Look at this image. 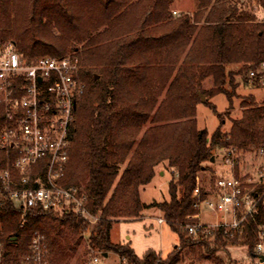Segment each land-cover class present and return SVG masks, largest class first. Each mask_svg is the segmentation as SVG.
<instances>
[{"label":"trees","instance_id":"trees-1","mask_svg":"<svg viewBox=\"0 0 264 264\" xmlns=\"http://www.w3.org/2000/svg\"><path fill=\"white\" fill-rule=\"evenodd\" d=\"M176 1L0 0V43L13 42L28 60H79L85 90L75 109L64 183L86 193V208L98 217L92 223L74 211L36 208L22 219L11 201L0 200L8 261L31 253L39 234L48 264H69L89 235L91 248L102 256L113 252L124 264H154L162 257L158 251L138 256L131 241L120 244L111 238L114 223L142 219L154 207L180 239L162 264H178L188 255L231 264L216 253L240 240L259 260L264 210L241 237L222 228L195 237L187 226L199 223L194 192L214 152L264 142V108L253 98L243 103L246 110L228 131L221 125L210 135L197 120L201 103L216 113L210 99L220 93L231 99L235 92L225 85L235 88L237 75L243 82L247 71L263 62L264 22L247 11L238 13L228 0L211 7L212 0H202L194 15L176 16ZM208 79L211 89L205 87ZM4 118L0 104V134ZM161 164L171 169L170 201L147 204L140 189L153 181ZM262 234L264 242V229Z\"/></svg>","mask_w":264,"mask_h":264},{"label":"built area","instance_id":"built-area-1","mask_svg":"<svg viewBox=\"0 0 264 264\" xmlns=\"http://www.w3.org/2000/svg\"><path fill=\"white\" fill-rule=\"evenodd\" d=\"M258 22H264V2L254 1ZM77 57H39L28 60L11 41L0 43V104L5 118L0 134V200L11 201L22 212L31 209L71 211L90 222L98 217L86 208L88 196L64 183L70 163L71 134L77 102L85 84L79 80ZM243 83L261 94L264 108V60L250 68ZM264 129V117L262 120ZM233 145L222 149L214 183L195 188L194 206L218 217L216 223L188 225L190 235H213L220 228L241 237L251 219L264 210V142L247 151ZM198 179V183H199ZM159 223H164L160 218ZM262 229L256 253L264 254ZM31 253L8 261L0 222V264H48L44 236L32 241ZM160 257L154 264H162ZM99 262V257H94Z\"/></svg>","mask_w":264,"mask_h":264},{"label":"rangeland","instance_id":"rangeland-1","mask_svg":"<svg viewBox=\"0 0 264 264\" xmlns=\"http://www.w3.org/2000/svg\"><path fill=\"white\" fill-rule=\"evenodd\" d=\"M202 0H195V4L201 3ZM227 2V0H225ZM233 1L238 13L249 12L254 13V1L255 0H228ZM222 2L218 0H212L210 7L217 3ZM237 3V4H236ZM186 4V0H178L174 5ZM177 13L179 9L175 7ZM209 10V8H208ZM257 21V17L255 18ZM242 78L237 75L235 88L231 86L228 82L225 85V90L232 93L235 92L231 99L224 94H217L215 97L210 99V102L217 109L216 113L210 108L202 103L198 107V126L199 129L207 128L210 135L213 134L219 126L222 125L224 131H228L232 127L233 119L241 117L246 107L243 106L245 101L253 98L255 100L256 106H261V94L257 90L247 87L243 82ZM205 87L211 89L213 87L212 79H208L205 82ZM206 100V97L204 101ZM255 148L254 145H250L248 149L245 150V156L248 158L250 149ZM215 158L213 161L206 162L207 169L199 175L200 186L211 187L214 183L215 176L220 169V165L223 164L222 148L217 149L214 155L211 157ZM250 158H248L247 161ZM125 165L122 166L124 168ZM162 172V173H160ZM155 178L153 181L140 189L142 201L147 204H152L154 202H169L171 195L169 191V182L172 178L171 169L167 164H161L155 168ZM142 192H144L142 194ZM159 218L164 219L162 211L158 207L148 209L144 212L142 219L138 220H120L113 225L111 238L112 241L116 243H128L132 242L133 248L136 254L142 255L147 250H156L160 253L164 259H167V254L171 253L175 247L179 244L178 234L171 229L169 223H159ZM218 217L206 209H203L199 218V221L216 223ZM94 223V222H93ZM88 236L81 241L77 252L71 259L69 264H124L120 257H118L113 252L108 253L107 257L101 255L100 252L91 248ZM94 257H99V262H94ZM216 258L222 257L226 262L231 264H262L259 260L254 259L251 254H249L248 247L243 245L240 240L236 245H228L225 250H220L216 253ZM178 264H214L212 261H200L194 255H188L185 259H182Z\"/></svg>","mask_w":264,"mask_h":264},{"label":"crops","instance_id":"crops-1","mask_svg":"<svg viewBox=\"0 0 264 264\" xmlns=\"http://www.w3.org/2000/svg\"><path fill=\"white\" fill-rule=\"evenodd\" d=\"M199 4L200 3H197L195 4V0H186V4H181V5H173L172 7V10H173V13L174 15L176 16H181L179 13H177V11L175 10V7L179 9V12H183L184 14H190V15H194L196 12H197V9L199 7ZM256 11H254V15L256 16L255 14ZM162 173V172H160ZM147 186V185H146ZM144 192H142L143 194ZM201 215V214H200ZM160 219V218H159ZM158 219V220H159ZM201 221V220H200ZM202 222V221H201ZM204 222V221H203ZM204 223H208V222H204ZM133 246V245H132ZM148 251V250H147ZM136 252V251H135ZM145 253V252H144ZM143 253V254H144ZM142 254V255H143ZM138 255V254H137ZM142 255H138V256H142ZM108 256V255H107ZM106 256V257H107Z\"/></svg>","mask_w":264,"mask_h":264},{"label":"water","instance_id":"water-1","mask_svg":"<svg viewBox=\"0 0 264 264\" xmlns=\"http://www.w3.org/2000/svg\"><path fill=\"white\" fill-rule=\"evenodd\" d=\"M204 99H205V96L202 97V100H203V101H204ZM212 160L214 161L215 158H213ZM107 255H108V253L104 254L103 256L106 257ZM257 256H258V258H259V261H260L261 263H264V254H259V255H257Z\"/></svg>","mask_w":264,"mask_h":264}]
</instances>
